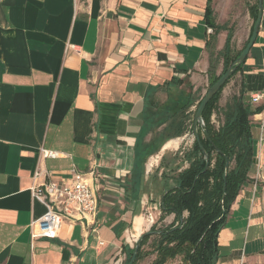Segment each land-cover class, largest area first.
I'll return each mask as SVG.
<instances>
[{"label":"crops","instance_id":"crops-1","mask_svg":"<svg viewBox=\"0 0 264 264\" xmlns=\"http://www.w3.org/2000/svg\"><path fill=\"white\" fill-rule=\"evenodd\" d=\"M209 4L0 0V264H124L174 184L153 176L160 159L184 139L172 137L141 164L155 135L150 112L172 118L194 111L210 54L226 44L227 30L216 48L210 43ZM237 4L211 1L216 24L234 28V53L244 49L254 23V1H245L240 21ZM243 69L251 100L264 91V0ZM43 150L58 156L44 157ZM92 168L96 224L66 220L56 238L34 237L30 224L46 211L31 193L36 170L61 179ZM249 177L219 233L215 264H264V134Z\"/></svg>","mask_w":264,"mask_h":264},{"label":"trees","instance_id":"trees-1","mask_svg":"<svg viewBox=\"0 0 264 264\" xmlns=\"http://www.w3.org/2000/svg\"><path fill=\"white\" fill-rule=\"evenodd\" d=\"M211 1L206 13L210 26L217 31H228L222 52L225 73L243 49L233 52L234 28L214 22ZM249 10L254 21L251 37L258 17L259 0H255ZM245 62L230 76L204 109L203 124H199L197 136L194 133V116L203 97L199 98L195 111L189 112L187 108L171 115L183 126L179 135L190 132L194 135V142L183 153L179 167H158L156 170V178L160 177L164 182L173 180L174 184L164 191L161 200L162 213L150 230L142 235L134 264H139L151 255L155 256L151 264H167L177 258L181 260V264L217 262L219 233L256 163L255 126L258 122L255 116L262 112V106L253 104L247 98L243 79L239 92L235 93L226 105H220L224 88L237 74L243 75ZM222 74L213 78L210 87ZM215 115L220 118L218 122L214 120ZM227 162L229 169H226ZM185 164L187 166L183 167ZM162 168L164 170L159 176ZM170 215L175 216L173 222L158 226ZM146 246L150 248L146 249ZM135 249L136 247L127 255L124 264L129 263Z\"/></svg>","mask_w":264,"mask_h":264},{"label":"built area","instance_id":"built-area-1","mask_svg":"<svg viewBox=\"0 0 264 264\" xmlns=\"http://www.w3.org/2000/svg\"><path fill=\"white\" fill-rule=\"evenodd\" d=\"M211 32L212 29L209 28ZM251 102L262 106V112L255 116L264 134V91L253 95ZM44 157H57L58 152L43 150ZM32 197L45 205V213L30 224L34 237L56 238L66 220L79 221L86 225L97 222L99 197L93 185L97 178L95 168L87 173L74 170L71 178L56 179L47 171L37 169L34 173ZM43 178V181H39ZM151 225L155 220L150 217Z\"/></svg>","mask_w":264,"mask_h":264},{"label":"rangeland","instance_id":"rangeland-1","mask_svg":"<svg viewBox=\"0 0 264 264\" xmlns=\"http://www.w3.org/2000/svg\"><path fill=\"white\" fill-rule=\"evenodd\" d=\"M246 0H238V4L236 5V8L238 7V9H236L235 11L237 12H242L241 14V18L240 20H243V11L246 10V4H245ZM255 1V0H253ZM212 7V6H211ZM213 10V8H212ZM214 16V15H213ZM214 20V18H213ZM215 22V20H214ZM216 23V22H215ZM212 32H213V36L211 38V45L212 47L216 48V43H217V36L219 34V32L221 31H217L214 27H211ZM224 50V47L221 51H219L217 53V51L214 50L213 53L210 54V68L208 70V82L206 84V86L204 87L203 90H201L200 92V97H203L205 95V93L207 92V90L210 87V82L213 80V78L221 75L224 71L223 69V58H222V52ZM218 72L220 74H218ZM240 84H241V76L240 74H237L235 77H233L231 79V81L227 84V86L224 88L223 90V94L220 100V105L224 106L226 105V103L231 99V97L235 94L239 92L240 89ZM194 111L196 110V107L193 108ZM158 111V110H157ZM157 111H153L150 112V118L152 120H154V122L152 123V125H150V132H155L154 137L149 141L146 142L147 143V147L146 149L148 150V153L144 156H142L140 159V163L141 164H146L147 160L152 158L151 156H153L156 152H158L160 150V148L168 141L170 140L172 137L175 136V138L177 137H181L184 138L182 140V142H180V148L176 149V150H170L169 152L165 153L164 156L161 157V163H163L162 167H179L181 162H182V156L183 153L185 152L186 149H189L193 142H194V135L190 132H188L186 136H184L183 134L179 135L181 130L183 129V126H180L181 122H179L178 120H174L172 118H169V116H167L166 114H160ZM194 113V112H192ZM191 113V115H192ZM214 120L215 121H219L220 118L215 115L214 116ZM255 133L257 137H260L261 135V127L260 124H257L255 126ZM187 151V150H186ZM155 157H157L155 155ZM153 157V158H155ZM187 164H185L183 167H186ZM139 170H142V172L145 171V167H139ZM153 176H155L153 174ZM160 178V177H158ZM159 184V183H158ZM163 185V184H162ZM166 186V185H164ZM159 218L156 219V221H158ZM173 222V221H172ZM164 222H160L158 224V226H160V224H162ZM149 246H146V249H149ZM154 255H151L143 260L140 261L139 264H151L152 261L154 260ZM167 264H181V260L179 258L174 259L169 261Z\"/></svg>","mask_w":264,"mask_h":264},{"label":"water","instance_id":"water-1","mask_svg":"<svg viewBox=\"0 0 264 264\" xmlns=\"http://www.w3.org/2000/svg\"><path fill=\"white\" fill-rule=\"evenodd\" d=\"M262 19H263V0H259V12H258V17L257 20L255 22L254 28H253V32L252 35L249 39V41L247 42L246 46L244 47L243 51L241 52V54L238 56V58L235 60V62L233 63V65L231 67H229L227 69V71L225 73L222 74V76L218 79V81L213 84L205 93V95L203 96V99L201 101V103L199 104L195 116H194V133L197 136L198 133V126L199 124H203V118H202V114L204 109L206 108V106L208 105V103L211 101V99L217 94V92L222 88V86L227 82V80L230 78V76L237 70V68L246 61L251 49L253 48L254 44L256 43L258 34H259V30L261 27V23H262ZM226 169H229V162H227L226 164ZM224 192H226V188H224ZM142 240V236L138 239L137 243H136V249L135 252L132 256V258L130 259L128 264H134L135 260H136V256L138 253V247L140 245V242Z\"/></svg>","mask_w":264,"mask_h":264}]
</instances>
